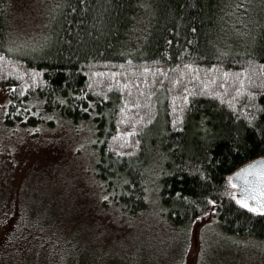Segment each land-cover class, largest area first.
I'll return each mask as SVG.
<instances>
[{
	"label": "trees",
	"instance_id": "16d2710c",
	"mask_svg": "<svg viewBox=\"0 0 264 264\" xmlns=\"http://www.w3.org/2000/svg\"><path fill=\"white\" fill-rule=\"evenodd\" d=\"M49 1L43 44L21 47L0 0L8 119L41 108L92 123L98 172L132 213L147 205L159 151L170 221L210 214L228 233L264 238V216L230 183L264 157V0Z\"/></svg>",
	"mask_w": 264,
	"mask_h": 264
},
{
	"label": "rangeland",
	"instance_id": "374dc122",
	"mask_svg": "<svg viewBox=\"0 0 264 264\" xmlns=\"http://www.w3.org/2000/svg\"><path fill=\"white\" fill-rule=\"evenodd\" d=\"M55 11L49 0H10L12 40L42 45ZM8 104L0 87V264H264V238L228 233L210 214L168 219L159 151L147 205L132 213L98 172L92 123L41 108L10 121Z\"/></svg>",
	"mask_w": 264,
	"mask_h": 264
},
{
	"label": "water",
	"instance_id": "95a60500",
	"mask_svg": "<svg viewBox=\"0 0 264 264\" xmlns=\"http://www.w3.org/2000/svg\"><path fill=\"white\" fill-rule=\"evenodd\" d=\"M230 183L236 187L237 201L242 207L264 216V157L234 171Z\"/></svg>",
	"mask_w": 264,
	"mask_h": 264
}]
</instances>
